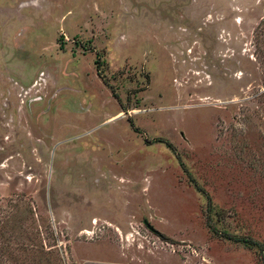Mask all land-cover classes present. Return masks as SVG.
I'll return each instance as SVG.
<instances>
[{"label":"rangeland","instance_id":"rangeland-1","mask_svg":"<svg viewBox=\"0 0 264 264\" xmlns=\"http://www.w3.org/2000/svg\"><path fill=\"white\" fill-rule=\"evenodd\" d=\"M222 231L264 244V0H0V264H263Z\"/></svg>","mask_w":264,"mask_h":264},{"label":"trees","instance_id":"trees-1","mask_svg":"<svg viewBox=\"0 0 264 264\" xmlns=\"http://www.w3.org/2000/svg\"><path fill=\"white\" fill-rule=\"evenodd\" d=\"M95 63H96L97 66L100 64L99 60L95 61ZM97 69H98V67H97ZM98 74H99V72H98ZM104 84L107 85V83L105 81H104ZM165 143L170 148L174 149L173 145L170 142L165 141ZM191 180L193 181V179H191ZM194 186H196V189L198 191L205 193V191L201 187H199L196 183L194 184ZM207 199H209L208 196H207ZM8 224H6L7 225V230H8ZM5 226H3V228H2L3 231H4V227ZM220 235L224 236L227 239H231V240H234L236 242H241L244 246H247L249 248H255L258 251V253H259V256H260V259H261L262 263L264 264V244L261 243L260 241L252 239L250 237H244V236L242 237V236H238V235H235V234H229V233H227V231H222L220 233ZM4 240H6V238H4ZM37 250H38L37 248H35V250L32 249V253H28L27 255H24L22 261H32V263H28V264H55L52 261H50V259L47 260V258L46 259L43 258L41 256V254H43V253H40ZM44 251H47V250H44ZM4 256H5V252L4 251L0 252V261H3Z\"/></svg>","mask_w":264,"mask_h":264}]
</instances>
